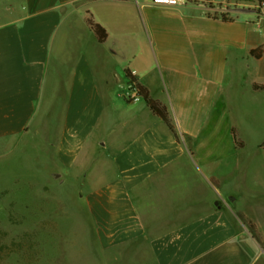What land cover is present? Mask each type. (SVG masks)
Wrapping results in <instances>:
<instances>
[{
	"label": "crops",
	"instance_id": "0c3cea01",
	"mask_svg": "<svg viewBox=\"0 0 264 264\" xmlns=\"http://www.w3.org/2000/svg\"><path fill=\"white\" fill-rule=\"evenodd\" d=\"M206 12L152 0H0V140L58 132L45 139L62 168L53 174L78 196L107 264H264V137L258 154H245L253 141L233 120L257 113L264 93V17ZM134 14L156 74H133L167 107L179 139L126 77L130 93L114 102L110 67L132 56Z\"/></svg>",
	"mask_w": 264,
	"mask_h": 264
},
{
	"label": "rangeland",
	"instance_id": "374dc122",
	"mask_svg": "<svg viewBox=\"0 0 264 264\" xmlns=\"http://www.w3.org/2000/svg\"><path fill=\"white\" fill-rule=\"evenodd\" d=\"M262 1L228 0L214 6L207 0H184L181 6H201L210 16L235 20L247 13L254 18L264 17ZM237 8L240 10L233 11ZM241 8L248 12L243 14ZM125 35L124 44L132 50V56L124 62L117 60L110 67V74L117 80L113 90L116 106L124 105V95L130 93L124 82L126 70L137 76L156 74L150 69L156 60L139 14L131 17V27ZM250 70L245 67L242 81L246 107H250L252 99L247 94L254 95L250 88L254 80L246 79ZM119 78L123 81L118 82ZM259 96L257 113L247 108L243 115L233 116L235 123L244 125L246 137L253 141L245 153L251 156L259 153L256 143L264 137V93ZM56 133L40 131L38 140L23 142L17 138L0 140V264H107L106 256L100 257L94 243L91 221L78 208V196L70 194V189L63 190L62 174H53L62 168L51 159L52 152L45 146V139Z\"/></svg>",
	"mask_w": 264,
	"mask_h": 264
},
{
	"label": "trees",
	"instance_id": "16d2710c",
	"mask_svg": "<svg viewBox=\"0 0 264 264\" xmlns=\"http://www.w3.org/2000/svg\"><path fill=\"white\" fill-rule=\"evenodd\" d=\"M115 1H127V0H115ZM208 1L209 0H207V2ZM261 3L263 4L264 1H262ZM222 19L225 22H232L233 21V20H228L225 18H222ZM87 24L93 30V32L95 33V35L97 36V38L101 44H103L107 41V39H108L107 30L102 25L97 23L93 19V17L90 15V13H88ZM251 54L256 59H260L263 56V48L261 47V48H258L256 50H253L251 52ZM125 73H126V78L130 81L131 87L136 92L137 97L142 98L145 101V103L148 105V107L151 109L153 114L155 116L159 117L160 119H162L167 124V126L170 128V130L177 136L175 128L172 125V122L170 120L167 107L165 105H163L161 102L153 99L151 97L150 91L145 86H143L139 83L136 76L130 70H126ZM256 89H258V88L256 87ZM177 139H179L178 136H177ZM241 218H242L243 222L247 225V227L249 228V230L253 234V236L260 242V238H259L255 224H253L250 220L246 219L245 217H241Z\"/></svg>",
	"mask_w": 264,
	"mask_h": 264
},
{
	"label": "built area",
	"instance_id": "2783aa9c",
	"mask_svg": "<svg viewBox=\"0 0 264 264\" xmlns=\"http://www.w3.org/2000/svg\"><path fill=\"white\" fill-rule=\"evenodd\" d=\"M155 5H169V6H181L184 4V0H152Z\"/></svg>",
	"mask_w": 264,
	"mask_h": 264
},
{
	"label": "water",
	"instance_id": "95a60500",
	"mask_svg": "<svg viewBox=\"0 0 264 264\" xmlns=\"http://www.w3.org/2000/svg\"><path fill=\"white\" fill-rule=\"evenodd\" d=\"M159 6H160V4H159ZM166 6H167V4H166Z\"/></svg>",
	"mask_w": 264,
	"mask_h": 264
}]
</instances>
